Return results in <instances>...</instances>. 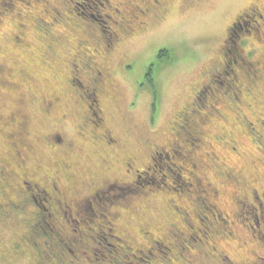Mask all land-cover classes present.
Returning <instances> with one entry per match:
<instances>
[{"label": "rangeland", "instance_id": "374dc122", "mask_svg": "<svg viewBox=\"0 0 264 264\" xmlns=\"http://www.w3.org/2000/svg\"><path fill=\"white\" fill-rule=\"evenodd\" d=\"M73 1L77 8L74 4H65L64 0H0V67L9 73V76L6 73L4 77L13 80L16 86L14 90L0 89L2 116L9 109H13L14 105H19L22 113L29 119L34 135L41 136L52 124L49 119L37 114V97L52 95L59 98L55 115L59 116L64 112L67 121L62 126L54 125L58 126V130L67 132L73 140V150L69 151V158L74 167L72 171L76 174L75 182L78 188L75 192H85L90 185L99 183L102 179L108 180L110 184L117 182L118 187L133 188L121 196L116 194L119 190L115 188L111 195L116 194V198L105 195L106 201L102 205L100 203V206L102 213L121 215L119 227L115 228V232L119 235L121 228H124L133 236L136 242L130 251L133 256L129 255L127 261L130 264H139L137 259L144 257L142 250L146 248V245H143L145 234L143 236L138 231L139 225L142 224L143 232H150L156 240L171 229L169 225L173 223L184 231L186 225L174 208L178 211H181V207L191 210L195 204L192 194L194 190L185 180L186 171L178 170L177 167L179 164L190 167L189 161L194 160V157L191 155V158L187 159L185 152L173 146L172 150L167 151L168 159H156L155 170H149L148 174L141 176V185L135 187L130 184L135 169L142 170L151 164L146 141L158 145L172 142L171 127L177 129L173 124L176 120L175 114L189 103L201 84H207L209 73L211 70L215 72L214 67L221 58L230 23L235 15L253 0H173L167 5L164 13L151 19L142 31H138L136 24L144 17L123 21L122 24L118 21L120 27L113 22L105 24L116 34L130 29L129 32L133 34V37H129L128 32L125 35L128 38L120 37L106 64L110 75L108 83L114 90L111 97H106L103 101L105 122L112 134L120 138L123 153H119L118 158L109 149L100 145L93 146L88 138L78 137L79 108L73 98L69 97L71 90L68 91L69 86L65 78L69 77L66 65L70 60L69 54L74 52L73 48L81 41L88 40L86 32L99 34V21L92 18L91 20L90 14L106 20L104 15L110 14L109 6L122 12L129 11L124 5L123 8L118 6L119 1L122 3L121 0H111L109 6L104 0ZM133 5L141 6V3L134 1ZM53 9L59 10L61 17L55 14ZM234 31L236 32H232V39L241 57L253 61L263 59L264 29L261 30L263 35L257 33V40L256 36L245 35L237 29ZM162 50L166 51L167 55L159 57L158 54ZM225 52L228 61L239 60L232 41L226 45ZM149 67L152 73L151 82L144 76ZM217 72L221 73L220 69H217ZM241 99L243 105L239 104L240 112L249 120L255 121V116L264 118V92L255 89L254 98L248 99V96L243 94ZM232 119L230 113L226 117L227 124L223 125L224 122L215 116L208 119L201 128L205 134L225 132L231 129L229 123ZM255 125L261 129L257 123ZM1 129L3 128L0 126ZM188 131L192 136L191 130ZM234 133L238 141V144L235 143V151H230L227 147L222 150L212 145L216 158L211 160L221 170L234 171L238 179L236 185L227 183L223 177L217 178L210 162L208 170L204 164L199 168L202 171L199 172L201 176H207V180L219 189L217 197L209 201L221 212H225L227 217L224 224L215 219H211L209 224L204 223V226L208 227L205 230L204 226L195 223L192 216L191 220L185 215L186 223L192 227L191 245L202 243V248L190 246L184 250L183 258L191 261L196 259L191 264H198V258L203 264H218L208 253V248L212 245L233 264H264V199L257 201L263 204L259 208L261 212L257 209L258 212L252 213L255 214L257 226L251 214L237 215V209L230 201L231 194L240 199V194L247 197L251 189L258 194L264 193V139L250 135L243 129ZM173 136L179 140L177 135ZM208 140L211 141L209 138ZM3 143L5 138L0 132V157L7 158L8 151ZM193 143L197 146L196 142ZM39 146L35 151L37 163L42 165L46 160L53 159L54 155L44 150L42 144ZM212 148L205 143L199 150H193L201 158L205 152L210 153ZM199 152L202 153L201 156ZM125 153L133 157L127 173V167L120 158ZM200 183L202 184L201 181ZM198 201H204L200 195ZM80 208L87 217L92 213L87 203L80 205ZM66 217L76 218L75 215L70 217L68 213ZM197 225L201 228L200 232L193 231ZM9 231L7 229L0 235V246L10 251L12 234ZM101 239L93 243L98 256L105 254L106 261L101 264H119L115 258V240L106 234L102 235ZM162 245L160 243V248L164 250ZM169 252L166 250V253ZM204 252L207 255L201 258ZM212 253L216 255V252ZM85 258L92 261L94 257L87 252ZM151 259L143 264H167L173 259V254H165V262L162 263ZM0 264H30V258L4 255L0 257ZM222 264L231 263L224 259Z\"/></svg>", "mask_w": 264, "mask_h": 264}, {"label": "flooded vegetation", "instance_id": "af4514ba", "mask_svg": "<svg viewBox=\"0 0 264 264\" xmlns=\"http://www.w3.org/2000/svg\"><path fill=\"white\" fill-rule=\"evenodd\" d=\"M110 1L104 0V3L108 5ZM121 1L122 3L119 1L118 6L123 8L122 5H124L129 12H122L120 9L108 5L110 14L104 15L106 20H102L100 16L95 17L90 14V19L99 21V34L91 31L86 32L88 40L81 41L73 48L74 52L69 54L70 60L66 65L68 66L69 77L65 78L66 84L69 86L68 91L71 90L69 97L70 99L73 98V102L79 108L77 110L78 137L88 138L93 146L100 145L104 149H109L116 158H118L119 153L123 152L120 138L112 134L105 122L106 113L103 101L106 97L109 99L112 90H114L108 83L110 75L107 72L106 64L114 52V45H117L120 37L128 38L125 35L131 29L129 27L130 30H122V34H116L105 24L113 22L120 27L123 21L144 17L140 23L136 24L138 31H142L151 19L161 16L167 5L173 0ZM134 1L140 2L141 6L133 5ZM64 3L74 4L77 8L73 0H64ZM100 4L103 5V3ZM131 6H133V9H131ZM53 11L61 17L59 10L53 9ZM99 17L101 20L98 19ZM236 29L243 31L245 35L256 36V40L258 32L263 35L261 30L264 29V0H253L233 18L227 29V37H225V44L222 46L221 58L214 67L215 72L211 70L207 84H201L195 90L189 103L185 104L175 114L176 120L173 124L177 129L174 130V127H171V133L177 135L179 140H176L172 135V142L165 144H151L146 141L149 147L151 164H148L142 170L135 169L133 181L130 184L135 185V187L141 185L139 182L141 176L148 174L149 170H155L154 166L156 164L154 161L156 159L158 161L168 159L167 151L172 150L173 146L185 152L187 159H190L191 155L192 158L194 157V160L189 161L190 167L186 168L182 164L177 167L178 170L186 171L185 180L194 189L192 194L194 195L193 201L195 204L191 210L181 207V211H178L176 207L174 208L181 215L180 219L183 224L186 225L184 231L178 229V226L173 223L169 225L171 229L169 228L167 232L159 236V240H156L150 232H143L142 224L139 225L138 231L143 236L145 234L143 245H146V248L142 250L144 253L136 250L144 256V259H137L139 264H143L150 258H152V261L157 260L158 263L165 262L163 259L165 254H173V259L168 261L167 264H191L193 260L195 261L196 259L191 261V259L183 258L186 248L188 249L190 246H192L191 248H202V243L191 245L192 227L186 223L185 215L191 220L193 217L195 223L204 226L205 221L199 216V211L204 212L206 208L198 201L199 195L202 199L212 201L219 192V189L213 187V183L207 180V176H201L199 172L202 171L199 168L204 164L208 170L210 168L208 163L210 162L213 164V174L217 178L223 177L227 183H231L233 186L238 181L234 171L221 170L212 161L213 158H216L212 145L222 150L227 147L230 151H235L237 147L235 143L238 144V141L234 132L240 129L245 130L250 135H257V137L264 139V118H258V116L256 118L255 116L253 118L255 121H251L245 114L240 112L239 108V104L243 105L241 99L243 94L248 96V99H252L255 96V89L264 92V54L263 59L254 61L241 57L240 51L236 48L235 41L232 39L234 34L232 32H236L234 31ZM128 36L133 37L132 32H129ZM52 41L56 40L52 39ZM230 41L233 42L236 57L239 58L238 61H228L226 59L225 48ZM216 67L220 69L221 73L217 72ZM150 72L151 68L149 67L144 75L149 82L152 79V73ZM6 73L7 71L0 67V89H16L15 82L5 78ZM6 75L9 76V73ZM221 78L224 80H221ZM37 99L39 103L37 114L49 119L52 124L41 136L34 135L31 130V123L27 116L22 113L19 105H14L15 107L9 109L4 116H2L0 106V126L3 128L0 132L5 138L3 146L8 151L7 158L0 157V235L2 236L7 229L12 234L9 245L10 251L6 247L1 248L0 246V257L4 255H10L11 257L14 255L27 256L30 258V264H101L106 261L105 254L101 257L98 256V251L94 248L93 243L101 241L102 235L106 234L113 238L117 244L114 252H116L115 258L118 263L130 264L127 259L129 255L133 256L130 251L133 250V245L136 242L133 236L124 228H121L119 235L116 234L115 228L119 227L118 222H120L121 215L112 212L102 213L100 203L102 205L106 201L105 195H109V198L112 197L113 199L118 194L120 196L125 195L128 192L127 190L133 188L118 187L117 182L110 184L108 180L102 179L99 183L90 185L85 192L76 193L75 190L78 188L75 182L76 174L72 171L74 167L69 158V151L73 150V140L72 137L67 135V132L57 128L65 125L67 115L64 112L60 113L59 116L55 115L56 107L60 102L57 96L39 95ZM228 113H231L233 118L229 123L231 129L225 130V132L221 131L218 134L215 132L205 134L203 132L201 126L212 117L216 116L221 122H224L223 125L227 124L226 117L229 115ZM255 123L261 128L260 130ZM188 129L191 130L192 136L189 134ZM193 142H196L197 146ZM205 143L212 148V151L210 153L205 152L199 158L194 150H199ZM40 144H42L44 150L54 155L53 159L46 160L42 165L37 163L35 151L36 148L40 147ZM127 155L125 153L120 156L123 164L127 167L125 173L129 172L133 159V157ZM201 155L202 153H200ZM33 163L34 165H32ZM197 180H200L203 185ZM115 188L119 190L116 193L117 195H111V191ZM235 197L231 194L230 201L237 210L244 208L245 204L250 207L251 204L249 203H256L257 209H259L263 204L257 201L264 199V193L258 194L251 189L247 193L248 198L241 194L242 200ZM80 202L82 204H79ZM85 203L91 208L92 213L89 217L80 208V205H85ZM212 205L216 212H213L210 216L204 215L208 224L211 219L218 222L216 216L221 214L217 206ZM65 212L70 217L75 215L76 218L68 219ZM223 213L227 216L225 212ZM198 225L193 231H201ZM6 226L8 228H5ZM204 227L205 230L208 229V227ZM159 241L163 244L165 251L160 248ZM166 250L170 252L166 253ZM208 250V253L218 264H222L224 259L233 264L227 256L219 253L213 245ZM213 251L216 252V255H213ZM87 252L93 255L92 261L85 258ZM206 255V252L202 253L201 258ZM197 261L198 264H203L200 258Z\"/></svg>", "mask_w": 264, "mask_h": 264}, {"label": "trees", "instance_id": "16d2710c", "mask_svg": "<svg viewBox=\"0 0 264 264\" xmlns=\"http://www.w3.org/2000/svg\"><path fill=\"white\" fill-rule=\"evenodd\" d=\"M164 55H167L166 54V51H160L159 52V54H158V56L159 57H162V56H164ZM203 185V184H202ZM214 187V186H213ZM193 189V188H192ZM194 190V189H193ZM239 199V198H238ZM202 200H204V201H202V206L204 207V208H206L205 209V211L203 212L202 210L201 211H199V216L202 218V219H204V221H205V223L207 222L206 220H205V218H204V215H208V216H210V214H212L213 212H216L214 209H213V203L212 202H210L208 199H202ZM240 200H242V198L240 197ZM249 204H251L250 205V207H248L246 204L244 205V208H241V209H238V210H236V212L238 213L237 215H242V214H248V215H250L251 214V217H253V222H254V224H256V226H257V224H258V222H256L255 221V214H252V213H255V211H257V205L255 204V203H249ZM248 204V205H249ZM255 204V205H254ZM255 207H256V209H255ZM258 211H260L261 212V210L260 209H258ZM257 211V212H258ZM221 212V211H220ZM218 215V214H217ZM220 216H222V217H219V215L218 216H216V217H218V220L220 221V223L222 224H224L225 222H226V219H225V217H227L226 215H224V213L223 212H221V214H220ZM257 216V215H256ZM259 217H261L262 219H263V217L262 216H259ZM198 243V242H197Z\"/></svg>", "mask_w": 264, "mask_h": 264}]
</instances>
